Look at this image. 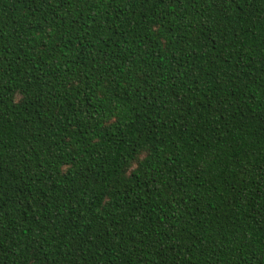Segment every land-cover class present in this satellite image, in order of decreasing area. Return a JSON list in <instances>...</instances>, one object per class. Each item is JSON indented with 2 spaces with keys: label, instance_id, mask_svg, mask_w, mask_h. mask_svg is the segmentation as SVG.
<instances>
[{
  "label": "trees",
  "instance_id": "16d2710c",
  "mask_svg": "<svg viewBox=\"0 0 264 264\" xmlns=\"http://www.w3.org/2000/svg\"><path fill=\"white\" fill-rule=\"evenodd\" d=\"M0 264H264V0H0Z\"/></svg>",
  "mask_w": 264,
  "mask_h": 264
}]
</instances>
